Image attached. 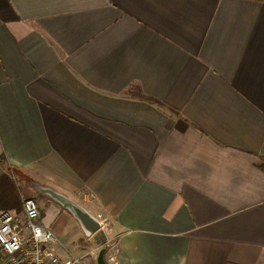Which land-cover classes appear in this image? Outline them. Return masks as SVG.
Here are the masks:
<instances>
[{"label":"crops","instance_id":"obj_1","mask_svg":"<svg viewBox=\"0 0 264 264\" xmlns=\"http://www.w3.org/2000/svg\"><path fill=\"white\" fill-rule=\"evenodd\" d=\"M39 193L62 255L264 264V0H0V213Z\"/></svg>","mask_w":264,"mask_h":264},{"label":"built area","instance_id":"obj_2","mask_svg":"<svg viewBox=\"0 0 264 264\" xmlns=\"http://www.w3.org/2000/svg\"><path fill=\"white\" fill-rule=\"evenodd\" d=\"M35 198H25L22 213H0V264H85V255L57 251L56 233L40 222ZM90 254V255H89Z\"/></svg>","mask_w":264,"mask_h":264},{"label":"water","instance_id":"obj_3","mask_svg":"<svg viewBox=\"0 0 264 264\" xmlns=\"http://www.w3.org/2000/svg\"><path fill=\"white\" fill-rule=\"evenodd\" d=\"M37 189L42 194L49 196L67 209L80 223L87 236H92L101 229L100 221L90 214L82 205L48 187L37 186Z\"/></svg>","mask_w":264,"mask_h":264},{"label":"rangeland","instance_id":"obj_4","mask_svg":"<svg viewBox=\"0 0 264 264\" xmlns=\"http://www.w3.org/2000/svg\"><path fill=\"white\" fill-rule=\"evenodd\" d=\"M41 198H43V195H42L41 193H39L38 196L35 197V200L37 201V203H38V201H39ZM79 236L84 237V236H85L84 232H82V231L80 230ZM92 236H93V235H92ZM92 236H88V237L91 238ZM94 236H95V234H94ZM96 237H98L97 241H99V242H98V243H99L98 245H100L99 248L104 247L105 249H110V246H109L110 244L107 243L108 240H107L106 236H105V239H106V240H104L103 237H102V236H99L98 234H97ZM84 238H85V237H84ZM82 241H83V240L81 239V240H80V243H81ZM64 243H65V242H64ZM86 244H87V243H86ZM88 245L91 246L92 248L97 247V246H96L97 243H95L94 239L90 240L89 243H88ZM66 246H67L68 248H70V245H69L68 243H66ZM71 249H73L72 246H71ZM63 250L65 251V249H63ZM94 250H98V247H97L96 249H94ZM73 251H74V250H73ZM73 251H71V252H73ZM65 252H67V250H66ZM90 253L92 254V252H90ZM89 255H90V254H89ZM90 256H91V255H90ZM84 263H85V264H101L100 262H97L96 260H93V259H91L90 257L87 258V260H86Z\"/></svg>","mask_w":264,"mask_h":264}]
</instances>
